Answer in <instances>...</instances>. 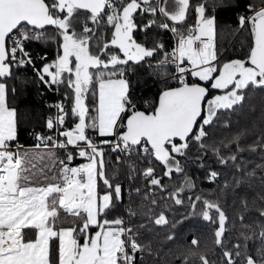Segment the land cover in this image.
I'll return each instance as SVG.
<instances>
[{
  "label": "snow or ice",
  "instance_id": "1",
  "mask_svg": "<svg viewBox=\"0 0 264 264\" xmlns=\"http://www.w3.org/2000/svg\"><path fill=\"white\" fill-rule=\"evenodd\" d=\"M241 4L0 0V264H159L158 248L146 234L155 227L175 242L178 226L196 216L215 225L219 255L210 259L214 249L193 235L173 252L177 264H264V191L241 201V231L230 245L220 200L186 196L196 186L188 163L206 169L215 182L221 173L205 163L209 154L239 172V154L264 152V132L247 147L244 131L215 138L217 130L231 129V117L254 91L264 94V0H247L242 12ZM228 9L237 10L238 29L249 35L242 59L227 58L223 50L216 13ZM33 43L53 47L54 57L34 55ZM29 68L49 90L66 91L49 105L56 114L45 121L48 134L36 133V142L25 146L14 103L19 89L12 82ZM141 71L163 85L144 110L134 91L139 80L132 79ZM257 169L264 165L244 174L251 179ZM121 170L130 183L142 181L127 194L142 197L150 205L146 211L130 200L117 214L125 197ZM174 175L182 180L170 188L164 180ZM169 201H187L181 219L169 217ZM249 203L258 213L251 222L243 214Z\"/></svg>",
  "mask_w": 264,
  "mask_h": 264
},
{
  "label": "trees",
  "instance_id": "2",
  "mask_svg": "<svg viewBox=\"0 0 264 264\" xmlns=\"http://www.w3.org/2000/svg\"><path fill=\"white\" fill-rule=\"evenodd\" d=\"M247 0H242L241 9L243 11V4ZM235 9L218 10L217 21L218 25L223 29V50L225 55L230 59H242L244 58L249 44V35L247 31H241L238 29ZM229 29L232 31L229 32ZM51 30V29H50ZM138 37L142 38L143 34L138 33ZM150 37H155V31L148 34ZM162 38L165 41H171L169 33H161ZM30 49L33 54H43L45 51L48 54L49 60L54 57V48L51 46H41L40 44H31ZM39 66V61L37 62ZM19 79L12 82L18 89L19 95L14 103L20 109L22 124L19 130V142L25 146L33 145L35 141V134H48V130L45 127V121L49 116H54L56 109L49 107L56 101L63 99L66 89L63 86L59 87V90H49L43 84L36 81L35 74L31 68L27 70H20L17 73ZM133 81L139 80V84L135 86V96L139 98L138 107L144 110L146 103H151L156 99V95L163 87L158 81L153 80L145 72L141 71L140 75L133 76ZM232 127L229 130L220 129L216 131L215 138L217 140L224 137L235 135L237 131H244L246 135L242 139V143L245 147L251 144L253 139L258 138L259 134L264 132V94L258 91H254L249 97V104L245 108L231 117ZM68 126H71V120L68 121ZM80 161H76L79 163ZM114 163V156L112 157ZM211 169L220 172L219 178L215 182H210L207 179V170L201 169L196 163H188L187 174L195 182V188L186 193V196L203 195L208 199H219L221 206L225 213L229 217V232L226 236V244L229 240L235 241L236 237L240 234V224L238 221V215L243 212L241 207V201L247 199L251 202L258 193L264 191V170L257 169L255 177L248 179L244 173L251 171L256 165H264V152L257 151L255 153L245 151L239 154V164L241 165V171H237L231 164L227 166H221L215 162L214 157L209 154L208 159L205 161ZM140 167H143L141 164ZM158 175H162V172L158 171ZM121 177V175H120ZM119 177V179H120ZM182 177L175 176L172 181L165 178L164 183L169 185L170 188L180 185ZM235 180H240L239 185L234 184ZM227 183L229 187L225 188ZM132 188L141 187L142 181L137 179L135 183H131ZM160 193L157 192V198L159 199ZM131 200L132 207L137 211H146L148 205L147 202L142 200V197L131 196L128 197L126 202L129 205ZM172 208L169 213V217H175V219H181L187 212V201L185 206H176L168 202ZM159 209H157L158 213ZM119 213V208L117 214ZM246 219L251 222L257 218L258 213L249 203V211L243 213ZM142 220L143 217L137 218ZM234 225V227H233ZM215 225L200 220L199 216L184 220L177 228V239L175 242H169L164 239L165 230H161L153 227L151 233L146 234L152 239L154 246L158 248L159 256L156 258L159 260V264H177L173 258V252H176L178 248H183L185 244L190 242L193 235H196L201 239V244L207 243L214 251L216 255L209 253L210 259L216 261L219 255V249L215 248L212 243V230ZM230 245V244H229ZM147 264H154V261H147ZM217 264L219 262L217 261Z\"/></svg>",
  "mask_w": 264,
  "mask_h": 264
},
{
  "label": "built area",
  "instance_id": "3",
  "mask_svg": "<svg viewBox=\"0 0 264 264\" xmlns=\"http://www.w3.org/2000/svg\"><path fill=\"white\" fill-rule=\"evenodd\" d=\"M57 102H58V101H56L55 103H57ZM55 103H54V104H55ZM122 184H123L124 189H125V197H124L123 205L120 206V212L123 211L124 209H126V208L128 207V204H127L126 200H127V198L129 197V195H128L127 193H128L129 188L131 187V186H130V187L127 186V185L125 184V182H123V181H122ZM131 188H132V187H131Z\"/></svg>",
  "mask_w": 264,
  "mask_h": 264
},
{
  "label": "rangeland",
  "instance_id": "4",
  "mask_svg": "<svg viewBox=\"0 0 264 264\" xmlns=\"http://www.w3.org/2000/svg\"><path fill=\"white\" fill-rule=\"evenodd\" d=\"M56 114V113H55ZM114 160H115V157H114ZM122 181L123 182H125V184L127 185V186H131L132 184L128 181V179L126 178V175L124 174V171L123 170H121V177H120V182L122 183ZM132 187V186H131ZM119 213H120V207H119ZM118 213V214H119Z\"/></svg>",
  "mask_w": 264,
  "mask_h": 264
},
{
  "label": "flooded vegetation",
  "instance_id": "5",
  "mask_svg": "<svg viewBox=\"0 0 264 264\" xmlns=\"http://www.w3.org/2000/svg\"><path fill=\"white\" fill-rule=\"evenodd\" d=\"M200 220H202L201 218H200ZM203 221V220H202ZM203 222H205V221H203ZM214 228H215V226H214ZM214 228H213V230H214ZM213 230H212V232H213ZM235 241H232V240H229L227 243H229V244H231V243H234Z\"/></svg>",
  "mask_w": 264,
  "mask_h": 264
},
{
  "label": "water",
  "instance_id": "6",
  "mask_svg": "<svg viewBox=\"0 0 264 264\" xmlns=\"http://www.w3.org/2000/svg\"><path fill=\"white\" fill-rule=\"evenodd\" d=\"M159 93V92H158ZM158 94L156 95V98H157Z\"/></svg>",
  "mask_w": 264,
  "mask_h": 264
}]
</instances>
